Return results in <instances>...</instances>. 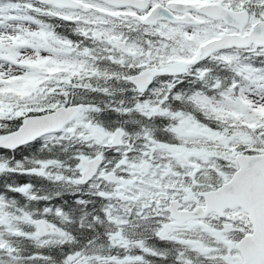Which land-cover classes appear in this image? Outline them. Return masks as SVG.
Instances as JSON below:
<instances>
[{"label":"snow or ice","instance_id":"obj_1","mask_svg":"<svg viewBox=\"0 0 264 264\" xmlns=\"http://www.w3.org/2000/svg\"><path fill=\"white\" fill-rule=\"evenodd\" d=\"M0 264H264V0H0Z\"/></svg>","mask_w":264,"mask_h":264}]
</instances>
